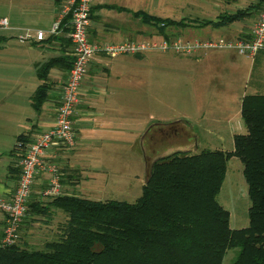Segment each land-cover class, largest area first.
<instances>
[{
	"label": "trees",
	"instance_id": "trees-1",
	"mask_svg": "<svg viewBox=\"0 0 264 264\" xmlns=\"http://www.w3.org/2000/svg\"><path fill=\"white\" fill-rule=\"evenodd\" d=\"M263 6L264 0H258L253 7L260 13ZM100 8L130 13L167 39L170 30L176 36V28L192 25L184 18L159 17L116 4L91 7L92 18L94 9ZM250 13V8L237 9L221 14L217 22L195 24H229ZM68 20L69 15L61 25V35L49 34L44 40L68 45ZM71 65L72 57L65 48L60 55L35 64L39 81L31 96L35 112L39 113L49 99L50 70H69ZM241 118L246 132L234 134L232 150H177L153 160L134 202L72 194L30 201V215L46 216L53 209L64 213L59 235L45 241L40 249L30 248L20 239L0 244V264H222L228 249H236L230 264H264V94L242 97ZM29 138L28 133L18 135L12 151L18 140ZM232 156L242 164L250 201L248 225L238 229L230 227V213L217 200ZM2 235L0 231V240Z\"/></svg>",
	"mask_w": 264,
	"mask_h": 264
},
{
	"label": "rangeland",
	"instance_id": "rangeland-1",
	"mask_svg": "<svg viewBox=\"0 0 264 264\" xmlns=\"http://www.w3.org/2000/svg\"><path fill=\"white\" fill-rule=\"evenodd\" d=\"M226 1L232 3V0ZM235 1L239 6H246L255 0ZM110 2L117 6L127 4L130 9H141L159 17L177 19L180 18L182 0ZM51 3L50 0H0V17L13 16L18 21L12 27L13 23L8 19L10 28L0 29V174L6 169L5 157L16 135L37 119L30 104L39 82L33 63L43 60L42 53L39 47L32 45L31 40L24 41L20 37L35 35L38 28L47 36L46 29H50L52 25L48 17L31 13L20 15V12L43 11ZM105 11L117 13L106 8ZM146 28H149L146 39L162 37L155 27L147 24ZM169 37L176 38L173 29L170 30ZM236 63L241 78L245 76L248 80L253 58L237 55ZM125 65L129 79L123 92L134 103L135 111L129 124L134 123L136 137L131 144L132 127H128V135L127 132L121 135L120 142L111 146V151L103 152L99 157L101 160L92 162L97 164L100 171L97 181L92 182L97 187L96 191L88 193V198L92 200L134 202L141 194V187L135 177L137 175L139 180L143 179L156 158L177 150L198 152L202 149H230L232 132L246 131L239 105L238 111H234L235 97L232 105L226 106L230 112L225 114L217 109L218 102L229 100L237 90L240 94L251 92L247 82L238 79L239 74L234 78L235 74L230 73L227 68L221 74L212 76L207 74L204 64H192L186 60L185 55L155 50L147 51L142 58L133 57ZM196 72L203 75L198 79ZM196 102L199 103L198 110L194 109ZM144 129L145 134L142 133ZM218 129L225 135L224 144H218L212 134L213 130ZM235 162L240 165L237 158L230 160L228 178L217 196L219 204L230 212L229 224L232 229L248 225L247 210L250 205L246 183L236 170ZM230 178L233 186H230V181L228 184ZM57 211L60 213L46 216L27 214L19 241L30 248L40 249L45 241L56 239L59 235L58 227L65 219L62 211ZM235 254L236 249H228L222 264H230Z\"/></svg>",
	"mask_w": 264,
	"mask_h": 264
},
{
	"label": "crops",
	"instance_id": "crops-1",
	"mask_svg": "<svg viewBox=\"0 0 264 264\" xmlns=\"http://www.w3.org/2000/svg\"><path fill=\"white\" fill-rule=\"evenodd\" d=\"M62 1L63 0H50V2H52L51 6L43 9V11H21L20 15H28L29 13L33 15L36 14L45 18L48 17L51 20V23H53ZM231 2L232 3L230 4L227 3L226 0H182L180 3V18H177L176 20L184 18L192 23V25L176 28V38L179 37L184 40L203 41L219 38L235 40L246 36L254 22L258 19L259 12L253 7L257 4L258 0H255L253 3L251 2L246 6H239L235 0H232ZM111 3L110 0H93L91 7L94 8L99 4ZM120 6L128 8L127 4H120ZM246 8H250L251 13L232 23L221 24L218 26L211 24L196 25L202 20L217 22L218 17L223 13H233L237 9ZM5 17L8 16L5 15ZM8 19H11L13 23L12 27L18 22L13 19V16H10ZM38 30L42 29L38 28ZM49 30V28L46 29L48 33L46 38L49 36ZM148 32L149 28H146V25L140 23L138 19L133 18L130 13L117 11V13L112 14L106 12L105 8H100L94 9L93 18L91 16L88 37L91 42L101 44L105 42H119L125 39L145 40V37L148 36ZM32 45L40 48L43 59L42 61L48 57L60 55L64 48L66 51H70L71 49V43H68V45L61 44L58 40L32 42ZM144 55L145 53L140 57L127 54L116 57H107L103 54H96L90 61L87 73L80 85L79 102L76 105V111L73 118L74 129L76 132L75 146L72 148L55 147L50 151L53 160L58 163L61 169L62 194L78 195L77 193H79V196L88 198V193L96 191L97 187L93 185L92 182L97 181L100 172L97 164H93L92 162L101 160L99 157L102 156L103 152L111 151V146L120 142L121 138L119 137L128 131V127H132V140L130 143L132 144V141L135 139L136 134L133 128L134 123L131 122L129 124V120L133 119V113L135 111L134 103L133 101H130L128 96H125L123 92L126 89V85L128 86L127 83L129 79L125 63L132 60L133 57L142 58ZM237 55L238 54L235 51L229 49H202L192 55H185V57L186 60L190 61L192 64H204L207 69V74L212 76L219 75L224 69L228 68L230 73L235 74L234 78L239 74L238 79H240V70L236 65ZM38 62L41 61H35L33 63L34 71L35 64ZM252 65L253 67L249 79L246 80L245 76L241 78V80H245L248 86L251 87V92H243L240 94L239 90H237L235 94L231 95L229 100H225L222 103L217 101L219 103L217 106L219 111H222L225 114L230 112L227 111L228 108H226V106L227 104L232 105L233 97H235L236 109L234 108V111H238L237 106L239 105L241 113V99L245 94H264V50H261L255 55V57H253ZM67 73L68 70L61 68H53L50 70L49 80L51 87L49 91V99L43 104L39 113L34 111L37 114V119L31 122L27 129L18 133L16 137L22 133H28L31 138L37 131L52 125L54 120L55 102L58 98L61 86L67 78ZM196 74V78L198 79L203 75L198 72H196ZM238 96L240 98H238ZM197 102L194 104L195 110H198L197 104L199 105V103ZM222 108H224V110H222ZM237 124L240 125L239 122ZM144 131L145 129L142 133H144ZM236 133L237 132L233 131L230 135L232 141L231 148H222V150L229 151L233 149V136ZM137 134H140V132H137ZM212 134L216 137L218 144L225 143V135L220 129L213 130ZM15 141L8 150L7 157H5L7 160L6 169L0 174V195H5L11 192L17 183L19 175L17 156L15 152L12 151ZM233 158L237 157L232 156L227 162L224 182L228 178V163ZM239 164L240 165L235 162L234 166L242 175V164L241 162ZM148 173L149 169L141 180H139L137 175L135 177L141 188L146 181ZM47 178L48 176L46 174L37 177L32 188L31 201L47 200V198L45 200L44 198L39 197V192L47 184ZM229 181L230 186H233L231 178L228 180V184ZM51 213L52 215H55L56 213H60V211L53 209ZM62 214L64 215V213ZM4 225V215L0 213V231L2 232Z\"/></svg>",
	"mask_w": 264,
	"mask_h": 264
},
{
	"label": "built area",
	"instance_id": "built-area-1",
	"mask_svg": "<svg viewBox=\"0 0 264 264\" xmlns=\"http://www.w3.org/2000/svg\"><path fill=\"white\" fill-rule=\"evenodd\" d=\"M93 0H63L50 27L49 34H60L61 25L69 15L67 26L70 32L72 65L62 84L54 106L52 125L37 131L24 142H16L15 154L19 175L14 189L0 195V213L4 215L5 225L0 240L2 246L16 243L20 239L21 226L28 214L33 185L38 176L46 174L47 184L39 192L40 198L61 195V169L50 153L52 148H72L76 142L74 114L79 102L80 85L87 73L88 65L96 54L107 57L119 55H137L149 50L192 55L202 49H229L238 55L253 58L264 50V6L246 36L229 40L225 38L209 40L167 39H125L119 42L93 43L89 40L88 29L91 24V6ZM7 17H0V29H8ZM46 38L45 32L37 30L35 35L21 36V40L32 42Z\"/></svg>",
	"mask_w": 264,
	"mask_h": 264
}]
</instances>
